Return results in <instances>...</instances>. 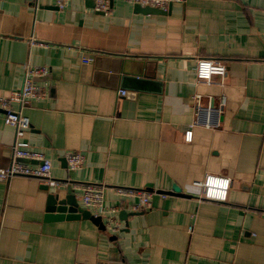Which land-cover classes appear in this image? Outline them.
<instances>
[{"label": "crops", "instance_id": "obj_1", "mask_svg": "<svg viewBox=\"0 0 264 264\" xmlns=\"http://www.w3.org/2000/svg\"><path fill=\"white\" fill-rule=\"evenodd\" d=\"M170 9L144 15L119 1L103 14L90 0L64 10L55 0H0V97L23 90L31 69L45 70L33 81L47 96L23 108L25 141L55 178L104 185L120 226L110 234L104 221L105 230L47 223L53 191L36 178H0V264H264V0H182ZM112 55L146 62L130 87L109 68ZM200 59L222 62L226 76L199 83ZM197 97L218 111L216 125L194 128L186 142ZM3 116L0 170L15 143ZM70 152L85 158L78 171L68 169ZM208 175L232 181L225 203L200 200ZM117 188L157 194L134 213L138 200Z\"/></svg>", "mask_w": 264, "mask_h": 264}, {"label": "built area", "instance_id": "obj_2", "mask_svg": "<svg viewBox=\"0 0 264 264\" xmlns=\"http://www.w3.org/2000/svg\"><path fill=\"white\" fill-rule=\"evenodd\" d=\"M95 4V11L98 13L108 14L111 12L113 4L124 2L126 4L143 8L152 7L167 12L171 6L182 0H91ZM70 0H55L59 10L67 8ZM91 59L84 57L85 64L90 63ZM227 74V67L220 61L200 59L196 64V75L199 83L211 84L213 78L223 79ZM45 75V70L40 68L31 69L27 74V80L23 90L14 92L8 97H0V111L4 114L3 119L7 126L12 127L15 133V143L13 145V159L10 165L0 170V178L4 181H10L14 177L22 176L36 178L51 191L58 192L70 184L68 181L59 180L53 176V166L51 161L43 152L33 149L25 141L26 134L30 129V122L23 115L24 105L39 101L47 96L46 88L36 84L33 79ZM126 93L123 92L122 96ZM200 97H197V118L185 132L186 142H192L193 130L198 126L212 128V114L218 112L213 107H202L199 104ZM18 107V109L16 108ZM220 111V110H219ZM68 169L71 172L78 171L82 168L85 158L78 152H70L65 156ZM201 201L223 202L228 199V192L232 187V181L228 178L218 175H208L202 184ZM72 188L79 197L84 209L90 211L94 216L101 217L107 226L110 234L119 232L117 217L119 211L116 208H106L104 205L105 186L92 183L72 182ZM116 194L122 199H137L138 202L129 204L131 212L141 213L150 208L151 198L157 192H148L145 190L131 188H117ZM80 264V263H76Z\"/></svg>", "mask_w": 264, "mask_h": 264}, {"label": "water", "instance_id": "obj_3", "mask_svg": "<svg viewBox=\"0 0 264 264\" xmlns=\"http://www.w3.org/2000/svg\"><path fill=\"white\" fill-rule=\"evenodd\" d=\"M90 2L94 4L93 1L90 0ZM170 10L171 9H169L168 12H164L152 7L143 8L139 5L135 6V12L144 15H167L170 13ZM107 59H109V68L114 69V71L122 75V82L127 85V87H130L132 85V77H140L139 75H141V70L146 64L144 60H138L137 58H132L127 55H112V57H109ZM68 182H70V184L72 185L71 181ZM71 185L68 186L65 195L63 194V189L58 192L47 194L45 222L57 223L64 221L86 220L91 221L101 230H105V226L101 217H96L90 211L79 206L75 192ZM44 190L46 192H49L50 188L45 186ZM158 193L175 196L179 193L178 195H182V192H179V190H177L176 193L172 192L171 194H166L165 192ZM123 215L121 213V216Z\"/></svg>", "mask_w": 264, "mask_h": 264}]
</instances>
